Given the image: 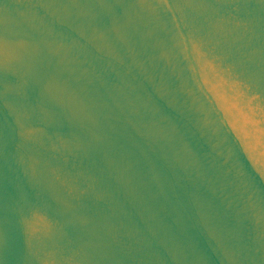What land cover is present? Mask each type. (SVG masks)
Listing matches in <instances>:
<instances>
[{
    "label": "water",
    "instance_id": "water-1",
    "mask_svg": "<svg viewBox=\"0 0 264 264\" xmlns=\"http://www.w3.org/2000/svg\"><path fill=\"white\" fill-rule=\"evenodd\" d=\"M0 264H264V0H0Z\"/></svg>",
    "mask_w": 264,
    "mask_h": 264
}]
</instances>
